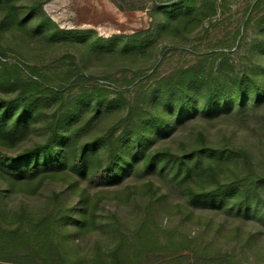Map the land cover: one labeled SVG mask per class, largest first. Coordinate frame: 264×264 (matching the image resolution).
I'll list each match as a JSON object with an SVG mask.
<instances>
[{"label":"trees","instance_id":"1","mask_svg":"<svg viewBox=\"0 0 264 264\" xmlns=\"http://www.w3.org/2000/svg\"><path fill=\"white\" fill-rule=\"evenodd\" d=\"M156 4L155 37L177 38L229 0ZM249 7L255 13L245 24L255 22L261 37L243 61L221 49L164 74L156 67L154 85L135 87L128 101L123 91L82 86L93 76L72 54L54 86L40 68L27 66L35 78L1 52L0 264H260L247 251L262 255L264 222L250 220H264V0ZM0 16L1 32L51 40L84 33L59 27L42 0H0ZM155 37L97 40L135 62ZM76 85L84 96H71ZM107 201L116 209L109 216ZM129 206L133 219L119 211ZM99 230L109 238L87 251L84 240ZM219 236H244V257Z\"/></svg>","mask_w":264,"mask_h":264},{"label":"rangeland","instance_id":"2","mask_svg":"<svg viewBox=\"0 0 264 264\" xmlns=\"http://www.w3.org/2000/svg\"><path fill=\"white\" fill-rule=\"evenodd\" d=\"M173 1L42 0L45 14L51 17L59 27L76 29L84 33L82 35L77 33L79 39L68 40L65 36L57 35L51 40L50 35L45 36L39 33L36 37H30L6 27L3 32L0 29V54L4 52L6 57L3 59L21 64L24 71L35 78L37 76L27 66L40 68L43 74L50 76L54 86L61 82L59 80L61 72L69 67L70 60L65 55L72 54L76 56L77 63L93 76L88 83L81 84L82 86L88 87L89 90H92V86H105L114 90L113 92L123 91L128 101L131 100L135 87L142 84L154 85V79L148 80V76L156 67L160 73L164 74L177 67L195 64L199 59H205L211 52L221 49L226 51L230 59L239 63L243 61L245 55H248L247 47H250L251 40L256 36L261 37L255 22L245 24L246 18L255 13L251 7L248 8L249 4L255 0H229L227 9H220L194 32L177 38L170 35L156 38L155 28L158 16L154 12V7L156 3L165 5ZM239 28H241V34L237 36ZM90 30L94 32L92 35L88 33ZM132 33H141L144 37L153 36L156 43L154 49L151 51L146 49L148 52L146 56H141L135 62L128 56L111 53L102 48L97 40L98 36ZM138 68H143L147 73L143 72L136 78L133 85H129L125 80L134 76ZM8 94L12 95L13 92L9 91ZM88 94L86 93L91 101L98 96L94 91H89ZM82 95L84 96L82 89L76 85L71 96ZM116 96V93H111L110 99ZM49 98L51 100V97ZM50 111L51 108L43 115L48 116ZM114 208V204L107 201L103 212L108 215L116 210ZM119 211L128 219H133L136 215L132 206ZM107 219L110 218L107 217ZM166 220H168L167 217L164 218V221ZM250 222L262 224L264 220L252 217ZM262 228L263 233L260 235L262 240L258 243L262 255L258 258L247 251L249 260L258 259L260 264H264V224ZM198 230L197 226H192L191 234H196ZM108 238V232L99 230L92 233L84 240V244L87 245L85 249L88 251L90 242L105 241ZM239 238L241 239L236 240L234 237L228 239V237L219 236L225 248L235 247L239 256L244 257L241 248L245 245V237Z\"/></svg>","mask_w":264,"mask_h":264}]
</instances>
